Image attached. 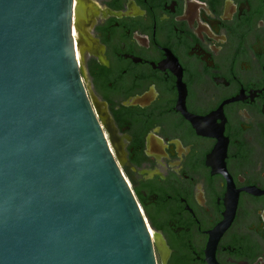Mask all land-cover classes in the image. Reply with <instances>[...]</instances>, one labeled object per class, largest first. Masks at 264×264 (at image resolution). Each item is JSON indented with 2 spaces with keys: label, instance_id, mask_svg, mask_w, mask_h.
Masks as SVG:
<instances>
[{
  "label": "flooded vegetation",
  "instance_id": "obj_1",
  "mask_svg": "<svg viewBox=\"0 0 264 264\" xmlns=\"http://www.w3.org/2000/svg\"><path fill=\"white\" fill-rule=\"evenodd\" d=\"M74 10L87 95L156 263L264 264V0Z\"/></svg>",
  "mask_w": 264,
  "mask_h": 264
},
{
  "label": "water",
  "instance_id": "obj_2",
  "mask_svg": "<svg viewBox=\"0 0 264 264\" xmlns=\"http://www.w3.org/2000/svg\"><path fill=\"white\" fill-rule=\"evenodd\" d=\"M74 14V0H0V264H157L87 95Z\"/></svg>",
  "mask_w": 264,
  "mask_h": 264
},
{
  "label": "bare ground",
  "instance_id": "obj_3",
  "mask_svg": "<svg viewBox=\"0 0 264 264\" xmlns=\"http://www.w3.org/2000/svg\"><path fill=\"white\" fill-rule=\"evenodd\" d=\"M75 29L73 30V33H74ZM76 41V40H75ZM78 53V52H77Z\"/></svg>",
  "mask_w": 264,
  "mask_h": 264
},
{
  "label": "rangeland",
  "instance_id": "obj_4",
  "mask_svg": "<svg viewBox=\"0 0 264 264\" xmlns=\"http://www.w3.org/2000/svg\"><path fill=\"white\" fill-rule=\"evenodd\" d=\"M128 178V177H127ZM129 180V179H128ZM129 182H130V180H129ZM131 183V182H130Z\"/></svg>",
  "mask_w": 264,
  "mask_h": 264
}]
</instances>
